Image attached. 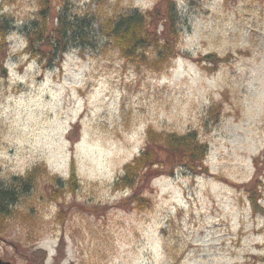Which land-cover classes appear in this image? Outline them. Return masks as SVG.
<instances>
[{"label": "rangeland", "instance_id": "rangeland-1", "mask_svg": "<svg viewBox=\"0 0 264 264\" xmlns=\"http://www.w3.org/2000/svg\"><path fill=\"white\" fill-rule=\"evenodd\" d=\"M37 2L0 0V189L34 173L9 201L15 216L0 225V257L264 264V213L244 187L264 209V0H172L178 53L160 70L125 62L105 32L135 10L159 21L165 0H70L66 12L54 0L48 23L61 14L73 31L50 66L25 50ZM150 129L160 139L193 132L208 146L209 174L175 167L116 188Z\"/></svg>", "mask_w": 264, "mask_h": 264}, {"label": "trees", "instance_id": "trees-1", "mask_svg": "<svg viewBox=\"0 0 264 264\" xmlns=\"http://www.w3.org/2000/svg\"><path fill=\"white\" fill-rule=\"evenodd\" d=\"M37 1L38 18L32 23V28L26 32L25 50L31 56L50 66L53 63H58L65 54L67 44L70 43L68 33L73 29L65 16L61 14L57 16L56 23H48L47 14L54 0ZM55 1H58L60 5L63 4V9L66 12L70 0ZM165 3L166 5L162 8V19L159 21L156 20L154 11L135 10L130 14L120 16L115 21L110 20L106 24L105 33L125 62L135 65L137 63L153 65L155 69L160 70L163 64H167L168 61L176 57L180 37V31L177 29V13L172 0H165ZM159 25L161 26L160 30H158ZM7 31L8 25L0 15L1 42L4 41ZM204 59L213 64L220 61L215 54H208ZM148 136V140H150L140 155L132 162L124 165L123 175L116 181V188H131L138 180L148 183L153 178L163 174L165 170L173 174L175 167H183L193 174H209L208 167L204 165L208 146L201 142L193 132L181 136L167 134L160 139L162 134L150 129ZM153 137H158L159 142ZM163 155L165 161L161 158ZM13 180L18 181L11 183L12 188L0 189V225L5 222L6 218L15 216V210L11 209L13 202L9 201L17 199L18 190L25 192L29 189L34 180V173L29 172L28 175L17 177V179L13 178ZM244 187H246L248 201H250L253 212L262 211L264 213V209L258 204L260 198L258 191L249 184L244 185ZM57 190V188L52 187L51 194L56 193L57 195ZM139 197L141 196L135 194L136 199ZM142 203L140 202L141 206Z\"/></svg>", "mask_w": 264, "mask_h": 264}, {"label": "water", "instance_id": "water-1", "mask_svg": "<svg viewBox=\"0 0 264 264\" xmlns=\"http://www.w3.org/2000/svg\"><path fill=\"white\" fill-rule=\"evenodd\" d=\"M5 71L4 70H2V73H4ZM0 264H11V262L10 261H5V260H3L2 258H0Z\"/></svg>", "mask_w": 264, "mask_h": 264}]
</instances>
